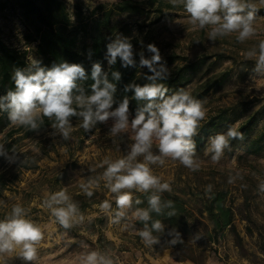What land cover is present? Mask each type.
Here are the masks:
<instances>
[{"label": "clouds", "instance_id": "1", "mask_svg": "<svg viewBox=\"0 0 264 264\" xmlns=\"http://www.w3.org/2000/svg\"><path fill=\"white\" fill-rule=\"evenodd\" d=\"M169 2L173 7L183 8L193 27L201 30L208 28L210 41L235 33L236 41L244 43L257 34L254 22L258 8L254 0ZM259 2L264 4V0ZM131 40V37L118 34L106 44L104 59L109 69L119 60L125 69L147 68L151 73L144 75L146 83L132 81L123 87V91L131 92L137 102L134 115L129 97L125 95L117 99L116 96L117 85L122 80L120 71H111L109 79V71L104 69L102 63L93 62L90 74L92 83L88 91L79 83L89 78L83 64L61 61L47 67L33 57L29 58L27 67L14 69L11 77L14 89L0 96V112L7 113L11 124L32 131L39 130L43 118H47L52 121L51 135L60 136L64 141L71 139L73 118L82 121L80 127L85 131L109 121L112 122L109 131L113 136L131 131L133 142L129 145L127 155L115 160L105 158L99 165L104 169L102 174L95 179L89 178L80 187L90 198L94 194L92 189L99 187L101 181L104 182V186L114 194L115 209L109 200L102 201L99 208L110 216L113 224L126 221L133 205L144 202L134 198V192L144 194L147 207H136L132 216L143 225L137 230L138 236L147 247H152L159 243V237L154 233L165 231L164 223L154 219L153 214L171 218L176 215V210L173 201L162 199L163 193L171 192V185L162 182L151 166H163L166 159L170 158L193 172L199 170L194 138L199 134L201 122L207 117V109L206 101L195 98L186 88L169 94V88L162 81L169 77L170 71L159 48L154 43L144 45L141 40V51L137 53ZM145 51L151 55L146 56ZM245 55L247 59L255 60L253 72L264 75V39L247 50ZM243 138L238 126L230 124L226 131L209 137L205 155L210 156L212 162H219L225 151L231 150V141ZM0 157L14 163L17 159L16 150L13 148L9 154L5 145L0 144ZM238 176L239 173L230 176L228 182L233 183ZM212 188V185H208L206 194H211ZM258 190L264 193V181L259 183ZM43 206L50 210L65 230L84 222L85 217L79 205L66 189L49 194L43 200ZM124 228L135 230V226L128 223L124 224ZM43 238V230L28 218L26 209L19 204L13 206L10 214L0 220V264H7L5 257L14 253L26 262L35 261L37 245ZM178 239L179 233H176L171 242L175 244ZM80 264H114V261L106 253L93 250L82 255Z\"/></svg>", "mask_w": 264, "mask_h": 264}, {"label": "rangeland", "instance_id": "2", "mask_svg": "<svg viewBox=\"0 0 264 264\" xmlns=\"http://www.w3.org/2000/svg\"><path fill=\"white\" fill-rule=\"evenodd\" d=\"M62 1L66 4L71 20L75 21L76 10L79 8L83 11L84 20H90L95 6H110L120 0ZM6 2V8L0 10V36L9 46L25 52L29 63L30 57L35 58L36 43L27 42L25 37L34 27L14 1ZM254 2L257 7L264 6L259 0ZM151 19L152 16L146 18L129 14H116L114 17V21L123 23L130 29L127 36L137 34L134 26L136 21L147 24ZM150 27L153 28L155 45L162 54L175 52L190 59L202 55H224L219 61L217 57H212L210 61L216 59L217 62L209 67L207 74L186 87L191 93L207 76L230 70V76L223 87L202 99L206 101V119L221 107L249 101H255L258 105L264 103V75L253 72L255 60L247 59L245 55L247 50L264 39V16L256 17L254 27L257 34L244 43L236 41L235 33L210 41L207 36L209 29L193 27L182 7H178L172 16ZM255 108L256 106L252 107ZM0 117V144L8 142L5 135L9 130H16L18 133L12 138L22 137L14 147L16 157L33 160V169L21 170L18 179L3 193L0 208L5 212V218L13 206H23L28 218L44 232V238L37 245L35 261L26 262L14 253L5 257L7 264H80L82 255L93 250L106 253L114 264H195L173 260L171 249L155 250L147 247L137 234L138 229L132 216L134 209L129 211L126 221L111 223L110 216L99 208L102 201L109 200L115 209L114 194L104 186L103 181L99 187L92 189L94 194L90 198L80 187L89 178L95 179L102 174L104 169L99 165L105 158L115 160L127 155L129 145L133 142L131 131L113 136L109 131L112 122L109 121L84 143H79L80 122L72 121L71 139L64 141L60 136L51 135V126L24 137V127L11 124L7 113L2 112ZM262 125L264 121L257 125L248 138L238 140L231 146V150H226L219 162H212L210 156L205 155L209 136L204 148L197 152L200 163L198 171L193 172L170 158L166 159L163 166H151L153 173L162 182L171 185V191L184 196L192 205L200 203V193L208 185L227 192V199L235 209V225L242 237L243 248L236 245L233 235L226 230L214 246L216 252L208 251L203 264H264V193L258 190L259 183L264 181V152L250 155L244 151V147L257 136ZM153 147L155 150V144ZM11 164L6 161L0 165V170ZM237 173L239 176L233 183H229V177L236 176ZM62 189H66L85 217L82 224L70 230L63 229L50 210L43 206V200L49 194ZM78 195L87 199L90 206L82 209V201L77 199ZM125 223L134 225L135 230L125 229ZM247 226L252 229V235L247 232Z\"/></svg>", "mask_w": 264, "mask_h": 264}, {"label": "trees", "instance_id": "3", "mask_svg": "<svg viewBox=\"0 0 264 264\" xmlns=\"http://www.w3.org/2000/svg\"><path fill=\"white\" fill-rule=\"evenodd\" d=\"M7 1V0H6ZM0 1V10L6 8L7 2ZM22 10L25 17L31 20L33 31L26 35L27 42L36 43L35 58L42 61L43 66L51 67L54 63L67 61L69 63H81L88 72L89 78L80 81V85L90 91L92 83L91 65L93 62H101L104 69L109 71H120L122 80L118 83L117 99H122L127 95L130 99V109L134 115L137 102L133 99L132 93H125L123 87L125 84L135 81L143 84L147 81L144 75L151 73L147 68H123L119 60L117 64L109 69L107 61L104 59L106 44L114 39L118 34L127 36L130 29L125 24L114 21L116 14H129L135 16H145L152 19L149 23H134L137 34L131 37L132 44L138 53L141 51V43L155 44L153 28L150 26L172 16L178 7H173L169 0H120L115 4L105 5L98 4L92 10L90 20H84L81 8L76 10L75 21H72L67 11V7L62 0H12ZM256 17L264 16V6L257 7ZM146 30H145V29ZM88 40V42L86 41ZM157 44V43H156ZM89 53L91 55L89 56ZM161 53V52H160ZM146 56L150 53L145 51ZM164 61L170 71L169 77L162 81L169 88V94L180 89L186 88L202 75L207 74L211 65L217 60H222L224 55H202L195 59L179 55L175 52L162 54ZM212 57L217 60L210 61ZM137 62L139 57H136ZM28 66L25 52H21L6 44L0 36V96L7 93L8 90L14 89L12 74L16 68H25ZM230 76V70H224L219 73L207 76L191 94L197 99H204L210 92H216L223 87ZM255 109H252V107ZM2 112H0L1 114ZM1 119V117H0ZM72 121L80 122L81 120L73 118ZM264 121V103L260 105L255 101L242 102L221 107L217 112L201 122L199 134L194 138L196 142V152L201 151L208 139L214 133L225 130L228 125L238 123V130L248 138L257 125ZM52 121L43 118L41 127L37 131H32L24 127V137L30 136L38 131L51 126ZM104 124H97L91 131H85L81 127L78 129V141L84 143L97 130L101 129ZM1 130V129H0ZM16 130H9L6 133L7 141L5 148L11 150L22 137H14ZM238 140L231 141L233 146ZM244 151L250 155L264 152V125H262L257 136L247 143ZM28 160V161H27ZM7 160L0 157V165ZM33 160L17 158L6 169L0 170V199L3 193L10 189L19 177L21 170L33 169ZM194 194V193H192ZM134 198L144 201L136 207H147L146 196L142 193L134 192ZM192 196V195H191ZM200 203L192 205L189 200L173 191L165 192L162 199L174 202L176 215L169 218L165 216H156L154 219H160L165 225L163 233H154L159 237V243L152 246L155 250L171 249V257L177 262L190 261L195 264H203L208 251L216 252L214 247L218 244L223 233L228 230L234 237L236 245L242 249L243 241L235 225V209L232 202L227 199V192L212 188L211 194L205 191L200 193ZM77 199L82 201V209H86L91 203L82 195ZM5 212L0 208V220L4 219ZM135 226L139 230L143 225L135 220ZM247 232L252 235V229L247 226ZM174 230V231H173ZM179 233L178 241L173 244L171 241L175 234Z\"/></svg>", "mask_w": 264, "mask_h": 264}]
</instances>
